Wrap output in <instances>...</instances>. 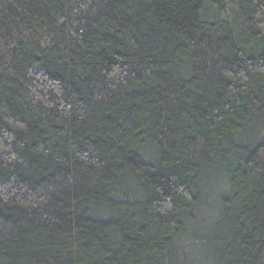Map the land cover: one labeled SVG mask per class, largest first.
I'll return each instance as SVG.
<instances>
[{
  "label": "trees",
  "instance_id": "trees-1",
  "mask_svg": "<svg viewBox=\"0 0 264 264\" xmlns=\"http://www.w3.org/2000/svg\"><path fill=\"white\" fill-rule=\"evenodd\" d=\"M0 264H264V0H0Z\"/></svg>",
  "mask_w": 264,
  "mask_h": 264
}]
</instances>
